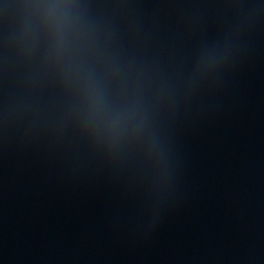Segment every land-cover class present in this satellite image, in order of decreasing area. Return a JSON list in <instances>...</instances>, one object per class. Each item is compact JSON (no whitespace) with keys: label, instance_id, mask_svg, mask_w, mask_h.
Returning <instances> with one entry per match:
<instances>
[{"label":"water","instance_id":"obj_1","mask_svg":"<svg viewBox=\"0 0 264 264\" xmlns=\"http://www.w3.org/2000/svg\"><path fill=\"white\" fill-rule=\"evenodd\" d=\"M0 264H264V0H0Z\"/></svg>","mask_w":264,"mask_h":264}]
</instances>
